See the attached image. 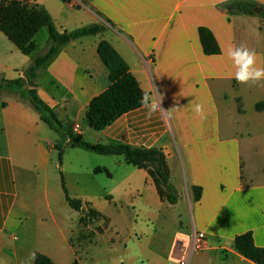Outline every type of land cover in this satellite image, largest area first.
Returning <instances> with one entry per match:
<instances>
[{
    "label": "crops",
    "instance_id": "1",
    "mask_svg": "<svg viewBox=\"0 0 264 264\" xmlns=\"http://www.w3.org/2000/svg\"><path fill=\"white\" fill-rule=\"evenodd\" d=\"M13 1L46 10L59 31L104 27L101 35L62 49L39 75L38 95L88 143L162 150L179 198L174 205L162 202L147 173L121 156L67 147L59 167L57 135L27 100L3 91L0 264H34L36 253L52 264H178L194 232L205 234L206 246L192 254L189 264H254L238 255L232 243L251 232L255 246L264 248V129L249 130L255 120L264 125V111L255 110L264 102V79L242 84L227 62L211 59L245 47L261 58L264 68L263 19L226 11L233 3L262 10L264 0ZM200 27L212 33L218 55L203 54ZM47 38L46 29H40L33 38L35 51L23 55L0 33V80L22 77L33 58L45 52ZM101 40L124 60L145 97L140 108L96 132L83 119L90 101L109 86L108 71L97 55ZM157 99L160 109L149 117L147 105ZM244 103L252 108L250 120ZM196 104L203 106V119ZM212 146L214 174L206 164ZM225 149L243 166L256 163L259 168L238 174L229 192L221 179ZM59 170L69 197L100 214L85 228L78 222L81 214L64 199ZM192 186L201 188L197 202ZM101 192L108 198L104 209L93 203ZM72 213L77 214L75 223ZM94 227L101 231L83 237L82 229Z\"/></svg>",
    "mask_w": 264,
    "mask_h": 264
},
{
    "label": "trees",
    "instance_id": "2",
    "mask_svg": "<svg viewBox=\"0 0 264 264\" xmlns=\"http://www.w3.org/2000/svg\"><path fill=\"white\" fill-rule=\"evenodd\" d=\"M60 1L70 2V0ZM253 10V6L245 3H233L226 7L228 13L248 16L255 15ZM259 16L264 21V9L261 10ZM42 28L46 29L48 35L45 52L33 58L31 64L23 71L22 77L13 80H0V93L3 91L14 92L22 99L27 100L38 113L40 121L57 135L59 141L54 149L57 153L59 167L67 147H76L99 156H121L128 165L147 173L162 202L169 205L176 204L179 198L178 193L170 181L166 157L162 150L88 143L69 130L58 112L48 106L38 95L37 80L39 75L50 66L62 49L78 39L101 35L105 30L104 27L92 24L71 31H59L46 10L13 0L0 1V33L23 55H30L35 51L33 38ZM198 37L204 55L219 54V47L208 29L200 27ZM97 55L108 71L109 86L90 101L83 119L84 125L96 132L103 130L121 115L140 108L145 97L127 64L110 43L101 40L97 45ZM255 110L257 112L264 111V102L257 103ZM59 175L67 205L70 209L81 214L78 220L79 224L86 225L98 220L100 218L98 212L92 209L85 210L80 202L69 197L61 172ZM191 192L193 201H199L201 188L192 186ZM232 249L254 264H264V248L255 246L251 232L236 236L232 243ZM34 264H52V262L48 257L36 253ZM72 264H77V262L74 261Z\"/></svg>",
    "mask_w": 264,
    "mask_h": 264
},
{
    "label": "rangeland",
    "instance_id": "3",
    "mask_svg": "<svg viewBox=\"0 0 264 264\" xmlns=\"http://www.w3.org/2000/svg\"><path fill=\"white\" fill-rule=\"evenodd\" d=\"M211 60H216L218 62V64H222L223 62H227V66L229 68V65L232 67L234 73L236 72V67L232 61V59L229 56H223V57H212ZM256 67L258 68H262V63H261V58L259 56H256ZM245 106V111L247 113V120L252 118V113L251 110L252 108H247L246 103H244ZM261 121H254L253 126L249 127V130H263L264 129V125H260ZM214 149V147H211V152L208 156V160L206 161V164L208 165V168L211 170V172L214 174V168H215V156L212 154V150ZM65 152V151H64ZM217 157V155H216ZM221 160L223 158L224 160V168L221 170V179L223 182V185L226 189L227 192H229L233 187L236 186L237 182L236 180L238 179V174H241L243 172L245 173H253L259 170V168H256V163L253 164L255 166H252L251 168H248L245 164L244 166L242 165V163H238L237 160L235 159V156L231 153L230 150L225 149L224 150V157H222V155H220ZM255 162V161H252ZM259 163H257L258 166ZM239 167H241V169H239ZM59 172H61L59 170ZM66 188V187H65ZM235 194V193H234ZM108 200L107 196L101 192V194L99 195V198L97 200H95L93 203L94 205L96 204V206L100 207V209H104L105 208V203ZM112 203V202H110ZM71 215V214H70ZM72 219L74 221V223L77 220V214L72 213ZM89 224V223H87ZM86 224V225H87ZM86 225H82V228H85ZM103 228H106V223L103 224ZM93 231H101L100 228H96L94 227L93 230L91 231H86L85 229H82V234L83 237L88 236L90 233H93ZM205 254V253H203ZM202 255V253L200 254Z\"/></svg>",
    "mask_w": 264,
    "mask_h": 264
},
{
    "label": "clouds",
    "instance_id": "4",
    "mask_svg": "<svg viewBox=\"0 0 264 264\" xmlns=\"http://www.w3.org/2000/svg\"><path fill=\"white\" fill-rule=\"evenodd\" d=\"M228 55L232 59L235 67V79L242 83L246 84L249 81H260L264 79V68L256 67V54L253 51L245 47H235L229 50ZM158 109L159 102L158 99L155 103L151 105H147V115L151 117ZM195 112L202 119L204 118L203 106L200 104H196Z\"/></svg>",
    "mask_w": 264,
    "mask_h": 264
},
{
    "label": "built area",
    "instance_id": "5",
    "mask_svg": "<svg viewBox=\"0 0 264 264\" xmlns=\"http://www.w3.org/2000/svg\"><path fill=\"white\" fill-rule=\"evenodd\" d=\"M206 246L205 234L194 232L191 238V244L188 252L178 261V264H189L192 254L204 250Z\"/></svg>",
    "mask_w": 264,
    "mask_h": 264
},
{
    "label": "water",
    "instance_id": "6",
    "mask_svg": "<svg viewBox=\"0 0 264 264\" xmlns=\"http://www.w3.org/2000/svg\"><path fill=\"white\" fill-rule=\"evenodd\" d=\"M253 11H254V13H256V14H260L261 9H260V8H255Z\"/></svg>",
    "mask_w": 264,
    "mask_h": 264
}]
</instances>
